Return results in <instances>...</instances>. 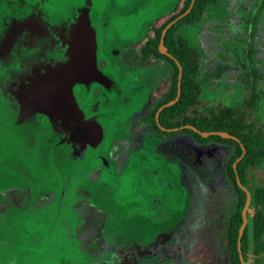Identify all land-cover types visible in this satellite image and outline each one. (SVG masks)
<instances>
[{
	"label": "rangeland",
	"instance_id": "obj_1",
	"mask_svg": "<svg viewBox=\"0 0 264 264\" xmlns=\"http://www.w3.org/2000/svg\"><path fill=\"white\" fill-rule=\"evenodd\" d=\"M87 1L97 31L98 67L116 87L104 90L107 92L105 95L97 83H92L88 90L76 86L75 91L80 104L85 101L96 105L103 138L97 148H89L82 157H76L68 144L60 143L49 132L45 119L42 121L35 117L18 122L11 101L0 91V264H86V251L80 249L84 245L78 236L77 216L93 212L108 214L106 222L109 226L117 224L119 230H125L132 215L124 212L119 216L122 199L124 208L133 213L132 205H128L132 196L141 194V189L149 182H157L158 185L160 176L171 177L176 173V164L170 163L167 169L158 168V174L154 175L151 164L142 163V160L138 162L139 154L134 152L120 178L111 179L110 176L106 179L108 173L103 171L104 160L96 155L105 153L119 140L125 147L132 148L130 135L139 128L136 113L142 112L147 104H150L146 107L149 109L161 97V93L155 90L161 80L160 68L155 67L156 64L152 69L144 65L138 67L139 70L128 68V73L123 72L127 67L124 68L119 61L122 48L111 40L122 32L130 45L140 44L149 26L172 13L181 0H0V28L9 18L26 14L35 9L34 6L42 4L48 22L65 21ZM242 1L250 6V11L256 7L254 0H220L202 25L192 30L184 29L203 53L199 80L202 82L201 99L207 105L216 102L239 105L242 101L244 89L240 75L232 71L231 56L237 50H247L251 41L254 51L250 58L251 68L264 72V15L249 41V35H244V29L238 26V16L232 18ZM229 21L234 25H228ZM239 39L240 42L237 41ZM156 62L160 67L166 65L161 60ZM225 65L230 69L221 77L214 78L212 75ZM209 73L212 81L207 80ZM259 84L264 91V77ZM260 117L264 121V110ZM124 132L128 135L125 139ZM229 152L230 147L226 146L221 154L222 162ZM189 158L188 165L193 172L202 174L206 166L193 162L191 154ZM98 174L101 175L96 180ZM99 179L105 184L98 183ZM108 185L111 188H107ZM209 186L207 190L200 188L196 194L200 198L209 192L212 194L214 184ZM22 192L27 195L21 204ZM196 194L193 193L191 198L198 196ZM234 198L231 203L235 202ZM205 201L208 202L202 198L198 205L202 207ZM191 202L190 199L189 207ZM179 205L182 206L183 202L179 201ZM232 209L233 204L230 212ZM200 212H194V218L190 220V233L195 230L201 233L197 241L190 239L188 264H207L209 257L219 264H230L224 239L226 222L222 223L218 239L208 243L203 238L205 228L208 224L215 225L217 208L214 205L209 216L202 214L201 209Z\"/></svg>",
	"mask_w": 264,
	"mask_h": 264
},
{
	"label": "flooded vegetation",
	"instance_id": "obj_2",
	"mask_svg": "<svg viewBox=\"0 0 264 264\" xmlns=\"http://www.w3.org/2000/svg\"><path fill=\"white\" fill-rule=\"evenodd\" d=\"M85 5L86 3L79 6L75 15L70 19L57 23H50L45 19L43 4L36 5L35 9L26 14L21 13V15L9 18L0 28V91L11 101L17 121L25 122L35 117H39L42 121L45 119V122L49 124V132L57 137L60 143L68 144L76 157H82L92 147L80 149L79 145L68 142L65 138L69 134L68 129L57 125L53 127L48 117L43 113L28 114L27 111H23L16 93L19 83L33 71L66 60L71 24L76 19L79 10ZM91 20L93 25L92 15ZM95 32L97 42L96 29ZM111 42L122 48V51L119 50V61L124 68L127 67L123 72L128 73L129 69L139 70L138 67L144 65H148L152 69L156 64L155 67L160 68L162 75L159 86L155 90L161 93V97L168 91L171 73L169 64L163 61L166 65L160 67L156 62L160 60L140 65L125 63L122 61V55L139 44L130 45L128 37L124 38L122 32L117 34ZM116 51L118 50H114V52ZM15 64L17 67H13ZM91 84L74 85L73 94L84 117H94L97 120L96 105L88 104L85 101L80 104L75 91L76 86L88 90ZM98 85L104 95L107 93L104 90L109 91L116 87L114 82L110 83L108 87ZM149 105L147 104L146 107ZM153 106L149 109L145 107L142 112L136 113L138 115L136 123L139 124V128L130 135L133 141L132 148L125 147L122 140H119L113 143L105 153L97 154L96 157L104 160L103 171L105 174L108 173L106 179H110V176L111 179L112 177L120 178L125 166L129 163L130 155L134 152L139 154L138 162L142 160V163L149 162L151 164V172L154 175L158 174V168L167 169L170 163H175L176 173L173 174L175 177L172 181L173 176L164 175L159 177L161 181L158 182V185H156L157 182L147 183L141 189V194L136 193L128 201V205H132L130 208H133V213L130 209L124 208V199H122L123 203H120L118 210L119 216H122L124 212L128 213L127 215H132L125 230H119L117 224L109 226L106 222L108 214L102 215L93 212L78 215L80 228L78 236L84 245L80 246V249L86 251V264H188L190 239L197 241L200 239L201 233L200 230L190 233V220L194 218V212L201 213V209L202 214L207 213L209 216L214 205L216 206L218 217L215 225L209 226L208 224L205 228V236H202L204 241L210 243L218 239V235L222 231V223L226 222L227 224V219L234 209L236 195L234 187L227 177V159L224 162L221 160V154L226 146L218 142L193 141L190 143L187 134L168 136L158 133L152 128L143 127L142 119ZM160 131L167 132L161 129ZM126 136L128 135L125 133L123 138L125 139ZM190 154L193 162L206 166L202 174L197 171L193 172L189 167ZM100 175L98 174L96 180ZM204 179H207L209 183ZM97 182L105 184L104 180L99 179ZM212 184H214L212 194L209 192L202 197L210 204L205 201L206 206L203 204L201 207L198 203L202 198L196 192L200 188L207 190ZM107 188H111V185H108ZM193 193L198 196L191 198ZM26 195L25 192L21 193V204ZM234 196L235 202L233 200L231 203ZM190 199L192 200L191 207H189ZM179 201L183 202L182 206L179 205ZM232 204L233 209L230 212ZM207 264L219 263L213 257H209Z\"/></svg>",
	"mask_w": 264,
	"mask_h": 264
},
{
	"label": "trees",
	"instance_id": "obj_3",
	"mask_svg": "<svg viewBox=\"0 0 264 264\" xmlns=\"http://www.w3.org/2000/svg\"><path fill=\"white\" fill-rule=\"evenodd\" d=\"M190 1L181 0L172 13L160 22L151 24L144 40L129 52L124 53L122 61L131 65H140L149 60H162L171 66L168 91L144 115L143 127L152 128L168 136L187 134L190 143L193 141L218 142L230 147L226 171L228 180L234 187L236 202L227 219L224 239L229 263L241 264L237 249V236L242 223L241 211L246 195L237 185L233 169V163L242 154L240 145L233 139H225L218 135L201 137L191 129L163 132L160 131L155 121L157 109L176 97L178 83V67L174 60L158 50L161 31L167 23L185 11ZM219 1L195 0L191 11L167 30L164 36V46L182 67L181 92L177 102L160 111L158 121L165 128H176L189 124L204 132L224 131L242 142L246 152L238 161L236 171L241 183L249 190L251 200L247 211L248 221L241 239V251L246 264H264V121L260 117L261 111L264 110V98L262 97L264 91L259 84L264 77V72H256L252 69L250 60L254 52L251 39L252 35L257 32V24L264 15V0H254L256 7L251 11L250 6L244 1L240 2L237 14L232 17L238 16L236 19L239 28L244 29V35L248 34V39L251 41L247 50H237L231 56L232 71L240 75V84L244 89L242 101L239 105L222 102L207 105L201 99L202 82L199 80L203 53L195 39L184 29L192 30L202 25L209 14L216 9ZM227 24L233 26L234 22L229 21ZM240 40L237 41L240 42ZM228 69H230L228 65L222 66L212 76L219 78ZM210 74L207 80L212 81Z\"/></svg>",
	"mask_w": 264,
	"mask_h": 264
},
{
	"label": "water",
	"instance_id": "obj_4",
	"mask_svg": "<svg viewBox=\"0 0 264 264\" xmlns=\"http://www.w3.org/2000/svg\"><path fill=\"white\" fill-rule=\"evenodd\" d=\"M194 2L195 0H191L185 11L167 23L161 31L158 50L161 54L174 60L178 67V83L176 97L157 109L155 120L157 126L167 132L191 129L201 137L218 135L225 139H233L240 145L242 154L233 163V169L236 183L245 192L246 198L241 211L242 223L238 229L237 249L240 263L246 264L241 251V239L247 223V211L249 210L251 195L249 190L241 183L236 171L238 161L242 159L246 152L244 145L237 137L228 132H204L189 124L176 128H164L158 121L160 111L177 102L181 92L182 67L164 46V36L171 26L191 11ZM88 3L89 1L79 10L76 19L71 24L66 60L33 71L19 83L16 93L23 111H27L28 114H33L34 112L43 113L48 117L53 127L57 125L68 129L69 134L65 138L68 142L79 145L78 148L80 149L87 147L96 148L102 141L103 129L94 117H84V113L79 108L73 94V86L76 84L89 85L97 83L108 87L113 82L98 67L96 32L92 25Z\"/></svg>",
	"mask_w": 264,
	"mask_h": 264
}]
</instances>
